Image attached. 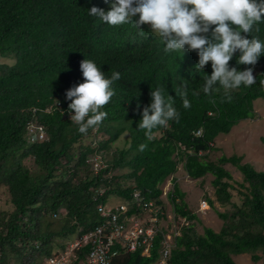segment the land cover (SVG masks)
<instances>
[{
	"label": "trees",
	"instance_id": "16d2710c",
	"mask_svg": "<svg viewBox=\"0 0 264 264\" xmlns=\"http://www.w3.org/2000/svg\"><path fill=\"white\" fill-rule=\"evenodd\" d=\"M93 6L110 7L105 0H0V56L12 61L0 63V198L4 194L11 203L0 212V264H44L57 246H66L65 240L100 225L98 206L108 203L111 195L131 201L139 191L163 203L162 185L181 162L191 178L212 174L216 200L232 209L216 210L223 220L219 231L205 227L200 234L194 227L198 214L175 183L169 195L180 234L167 264H237L234 255L244 253L264 264V171L243 162L244 155L210 158L218 150L220 134L256 116L254 101L264 98L259 83L264 80V53L253 66L237 64V50L229 67L260 68L254 75L257 83L227 92L217 84L209 97L202 89L203 76L212 73L211 62L197 71L196 51L186 46L184 53L165 54L164 43L150 25L134 27L138 15L129 23L109 26L88 15ZM251 35L264 43V18ZM84 59L95 62L106 78L121 73L112 85L115 95L101 109L107 118L86 135L71 123L66 99L67 90L84 80ZM182 85L191 102L187 110L175 91ZM157 87L166 98L173 97L180 120L157 127L155 139L147 141L138 124ZM32 125L43 126L47 136L32 141ZM127 132L128 146L113 150L107 167L95 174L90 156H106ZM90 137L95 138L86 143ZM142 143L147 148L140 152ZM28 158L35 166L26 163ZM226 164L235 165L243 180L236 181ZM117 169L127 171L115 174ZM232 190L241 196L239 203L232 200ZM207 200L216 208L213 199ZM61 208L66 213L54 217ZM166 233H157L150 255H143L142 249L121 251L110 264H156ZM88 251L89 246L81 249L80 259Z\"/></svg>",
	"mask_w": 264,
	"mask_h": 264
},
{
	"label": "clouds",
	"instance_id": "9594fccd",
	"mask_svg": "<svg viewBox=\"0 0 264 264\" xmlns=\"http://www.w3.org/2000/svg\"><path fill=\"white\" fill-rule=\"evenodd\" d=\"M105 3L110 5L107 10L93 6L88 15L109 26L129 23L138 15L139 18L134 20V27L142 29V25H150L152 31L158 34L164 43L165 54L184 53L187 46V50L196 51L198 54L199 59L195 66L197 71L211 62L212 73L210 76H203L205 83L202 89L209 97L217 90V84L227 92L239 89L241 85L250 87L257 83L252 68L242 71L236 67L230 68L229 61L239 50L237 64L254 66L259 56L264 53V43L251 35L254 26L264 18V0H105ZM255 30L259 31V28L256 27ZM208 33L210 36L206 35ZM80 69L84 80L67 90L66 99L70 101L67 111L70 113L71 123L78 126V132L86 135L89 129L97 128L107 118L108 113L101 109L115 95L112 85L121 79V73L112 72L111 76L106 78L96 63L89 59L81 61ZM259 83L264 89V80ZM175 91L182 100L183 108L190 109L187 87L182 85L181 89ZM150 96L151 103L143 108L138 124L147 141L155 139L153 130L157 127L167 126L169 121L178 123L180 120V113L174 107L172 96L166 98L164 90L160 87L152 89ZM209 102L214 103V100L210 99ZM197 134H201V131ZM146 148V143L138 146L140 152ZM101 191L103 192V189ZM144 201L162 207L163 214H159L158 226L166 220H176V215L171 217L168 214L163 199V203L145 197ZM106 204L110 205L109 201ZM144 216L151 218L149 213ZM159 227L160 231L165 229ZM177 235L179 234L175 236Z\"/></svg>",
	"mask_w": 264,
	"mask_h": 264
},
{
	"label": "rangeland",
	"instance_id": "374dc122",
	"mask_svg": "<svg viewBox=\"0 0 264 264\" xmlns=\"http://www.w3.org/2000/svg\"><path fill=\"white\" fill-rule=\"evenodd\" d=\"M2 62L12 63L11 60L0 56V63ZM259 69L260 68L253 71V76L259 71ZM254 108L256 112V116L254 118L241 121L238 125L232 128L230 133L220 134L216 138L215 146L218 148V150L210 153V158L212 160L216 161L223 154L227 156H231L233 154L244 155L245 157L243 162H249L257 170L264 171V98L256 99L254 102ZM157 135L160 136L161 132H158ZM100 137V135L97 136V138ZM128 137L129 134L127 132L123 134L119 138V140H117L112 145V149H110L109 153L103 157L105 164H107V160L111 159L113 150H115L116 148H123L125 146H128ZM94 138H87L85 142H92ZM26 163L30 166H35L33 158H28L26 160ZM224 166L231 171L233 178L236 181L242 180L243 174L235 165L226 164ZM126 171V169H117L114 171V173L123 174ZM214 178L215 177L212 174H207L204 177L197 179L191 178L187 174L183 162H181L178 166V171L173 176H170L162 186L164 190L163 199L166 203L165 206L168 211V214L171 217L175 215L169 192L173 188L175 181H177L180 185V188L186 192L185 200L187 201L189 206L198 214V217L200 219V221L196 222L194 226L196 232L202 234L204 232L205 227H211L216 231H219L223 226V220L217 215L216 210L226 211L232 209V206L230 204L222 205L216 200L215 188L212 184ZM130 182L131 181H127V184H129ZM232 193V200L234 202L239 203L241 201V196L236 190H232ZM207 198H211L215 201L216 208H212L208 204ZM120 201H122V199L118 196L111 195V197H109L110 205L118 204ZM205 201L207 203H203ZM10 207L11 203L8 202L7 196L2 194L0 198V212L3 210H7ZM185 224H187V222H185ZM176 225V220H166L164 222H161L159 225L167 230V239H170V242L172 244H174V238L176 235L174 234L176 230ZM177 230L180 232L179 229ZM179 232L178 234H180ZM64 242L67 244L69 240H65ZM61 249V247L57 246L54 249L53 253H56ZM234 259L237 264H263V259L257 263H254L251 259V254L247 253L234 255Z\"/></svg>",
	"mask_w": 264,
	"mask_h": 264
},
{
	"label": "built area",
	"instance_id": "2783aa9c",
	"mask_svg": "<svg viewBox=\"0 0 264 264\" xmlns=\"http://www.w3.org/2000/svg\"><path fill=\"white\" fill-rule=\"evenodd\" d=\"M31 127L32 141L42 140L47 136L43 126ZM36 128L38 131L34 132ZM89 165L95 174L107 167L102 155L90 156ZM133 197L131 201L115 205L99 204L98 210L103 218L100 225L69 241L64 248L46 259L44 264H110L121 251L134 252L138 249H142L143 255H150L153 240L160 231L157 221L159 214H163V209L153 202L144 201L139 191ZM132 208L134 211L130 213ZM64 213L66 210L61 208L58 213H54V217ZM145 213H149L151 218H146ZM176 230L174 234H178ZM167 237L166 235L163 241L157 264H167L173 245ZM86 246H89V251L80 259L79 251Z\"/></svg>",
	"mask_w": 264,
	"mask_h": 264
},
{
	"label": "crops",
	"instance_id": "0c3cea01",
	"mask_svg": "<svg viewBox=\"0 0 264 264\" xmlns=\"http://www.w3.org/2000/svg\"><path fill=\"white\" fill-rule=\"evenodd\" d=\"M242 180H243V177H242ZM242 180H241V181H242ZM179 187H180V185H179ZM184 192H185V191H184ZM162 199H163V196H162ZM163 201H164V199H163ZM164 203H165V201H164ZM165 204H166V203H165ZM190 208H191V207H190Z\"/></svg>",
	"mask_w": 264,
	"mask_h": 264
}]
</instances>
